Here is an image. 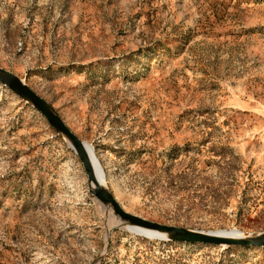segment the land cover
<instances>
[{"label":"rangeland","instance_id":"obj_1","mask_svg":"<svg viewBox=\"0 0 264 264\" xmlns=\"http://www.w3.org/2000/svg\"><path fill=\"white\" fill-rule=\"evenodd\" d=\"M14 5L26 32L69 42L72 79L65 95L48 86L50 103L126 212L264 233V0ZM91 189L74 150L0 82V264H264L263 247L139 231Z\"/></svg>","mask_w":264,"mask_h":264},{"label":"crops","instance_id":"obj_2","mask_svg":"<svg viewBox=\"0 0 264 264\" xmlns=\"http://www.w3.org/2000/svg\"><path fill=\"white\" fill-rule=\"evenodd\" d=\"M14 6V0H0V67L20 78L52 107L48 86L53 95H65L72 79L71 66L76 64L68 57L69 42H55L37 26L26 32V13L16 14ZM16 21L23 22L17 30Z\"/></svg>","mask_w":264,"mask_h":264},{"label":"water","instance_id":"obj_3","mask_svg":"<svg viewBox=\"0 0 264 264\" xmlns=\"http://www.w3.org/2000/svg\"><path fill=\"white\" fill-rule=\"evenodd\" d=\"M0 82L8 86L16 95H18L25 102L29 103L46 118L48 124L53 128L56 134H58L76 153L77 157L83 164L91 188L93 184L97 186V195L95 196L93 193L92 194L117 217L125 220L131 226L146 231L162 233L171 238H180L212 246L228 245L264 248V233H251L249 236L244 238H231L226 237L223 232H212L207 230H196L163 225L126 212L104 183L105 178L102 180L99 171L94 165L95 159L91 155V151L88 150V148H90L89 145L83 142L67 126L56 111L32 89H30L20 78L1 67Z\"/></svg>","mask_w":264,"mask_h":264},{"label":"bare ground","instance_id":"obj_4","mask_svg":"<svg viewBox=\"0 0 264 264\" xmlns=\"http://www.w3.org/2000/svg\"><path fill=\"white\" fill-rule=\"evenodd\" d=\"M89 151H91V155L93 156V151L91 148H88ZM94 158V157H93ZM94 165L96 166L97 170L99 171L101 177H102V180L105 178L104 174L101 172L100 167L99 165H97L96 161L94 162ZM106 181V180H105ZM92 189L94 190L95 194L97 195V186L95 184L92 185ZM93 193V192H92ZM120 224V222H119ZM137 230L139 231H144V232H147V233H154V234H158L160 237H167L165 234H162V233H158V232H155V231H146V230H143V229H138ZM225 233L224 235H226V237H231V238H244V237H247L249 235H244L243 233H237V232H223Z\"/></svg>","mask_w":264,"mask_h":264},{"label":"built area","instance_id":"obj_5","mask_svg":"<svg viewBox=\"0 0 264 264\" xmlns=\"http://www.w3.org/2000/svg\"><path fill=\"white\" fill-rule=\"evenodd\" d=\"M19 46L22 47V43H19Z\"/></svg>","mask_w":264,"mask_h":264}]
</instances>
